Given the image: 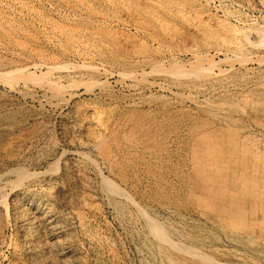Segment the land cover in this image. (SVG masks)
Instances as JSON below:
<instances>
[{
	"label": "rangeland",
	"instance_id": "374dc122",
	"mask_svg": "<svg viewBox=\"0 0 264 264\" xmlns=\"http://www.w3.org/2000/svg\"><path fill=\"white\" fill-rule=\"evenodd\" d=\"M0 264H264V0H0Z\"/></svg>",
	"mask_w": 264,
	"mask_h": 264
},
{
	"label": "bare ground",
	"instance_id": "6f19581e",
	"mask_svg": "<svg viewBox=\"0 0 264 264\" xmlns=\"http://www.w3.org/2000/svg\"><path fill=\"white\" fill-rule=\"evenodd\" d=\"M112 131H113V130H112ZM106 136H107V135H106ZM107 137H108V136H107ZM112 137H113V136H112ZM108 139H109V138H108ZM108 139H107V140H108ZM111 141H113V140L111 139ZM93 144H94L95 146L100 145V143H99L98 141H97V142H94ZM233 145H234V144H233ZM106 146H107V145H106ZM106 146H103V148H102L103 151H104V153H107V147H106ZM108 147H109V146H108ZM194 150H195V149H194ZM231 151H232V150H231ZM237 154H238V153H237ZM221 155H222V154H221ZM235 155H236V154H235ZM213 156H214V154H213ZM254 158H255V157H254ZM254 158H253V159H254ZM257 159H258V158H257ZM206 160H207V159H206ZM251 160H252V158H251ZM209 163H210V162H209ZM109 166H110V165H109ZM255 166H257V165H255ZM71 167H73V165H72V166L70 165V168H69V169H71ZM208 167H209V166H208ZM210 167H211V166H210ZM242 168H243V167H242ZM208 169H209V168H208ZM63 170H64V166L62 167V171H63ZM66 170H67V169H66ZM72 170H73V169H72ZM67 171H69V170H67ZM70 172H71V171H70ZM209 172H210V171H209ZM64 173H65V170H64ZM64 173H63V174H64ZM246 175H247V174H246ZM246 175H245V176H246ZM258 175H259V174H258ZM194 176H195V175H194ZM202 176H203V175H202ZM207 177H208V176H207ZM240 178H241V177H240ZM255 179H256V178H255ZM255 179H254V180H255ZM218 180H219V179H218ZM199 181H200V180H199ZM207 182H208V181H207ZM256 182H257V181H256ZM63 183H64V182H63ZM63 183H62V184H63ZM213 183H214V182H213ZM108 185H109V184H108ZM245 185H246V184H245ZM258 185H259V184H258ZM200 188H201V187H200ZM58 190H59V192H63V191L65 190V185H64V184L61 185V186L58 188ZM217 192H218V191H217ZM242 193H243V192H242ZM60 194L62 195V193H60ZM231 196H232V195H231ZM234 197H235V196H234ZM22 199H23V198H22ZM235 199H236V197H235ZM217 201H218V200H217ZM221 201H222V200H221ZM196 202H197V201H196ZM205 203H206V202H205ZM210 204H211V203H210ZM249 204H250V203H249ZM200 205H202V204H200ZM212 205H213V204H212ZM255 205H256V204H255ZM229 207H230V206H229ZM253 207H254V206H253ZM16 210H17V209H16ZM19 211H20V210H19ZM213 211H215V210H213ZM233 212H234V211H233ZM20 213H21V212H20ZM20 213H17V212L15 211V214H16V215H19ZM223 213H224V212H223ZM262 213H263V212H262ZM223 215H224V214H223ZM215 217H216V216H215ZM17 218H18V219H17ZM17 218H16V219H17L16 224H17V227H18L17 229L20 230V229H23L25 226H28L27 224H29V221H30L28 218H23V217L21 218V217H19V216H17ZM20 218H21V219H20ZM41 218H43V217H41ZM226 218H227V217H226ZM242 218H244V216H242ZM46 219H47V218H46ZM217 219H218V218H217ZM33 220H34V219H33ZM41 221H43V220H41ZM45 221H47V222H46L47 224H50V225H51V221H50V220H45ZM234 221H235V220H234ZM234 221H233V222H234ZM231 222H232V221H231ZM231 222H230V223H231ZM233 222H232V223H233ZM44 223H45V222H44ZM233 225H234V224H233ZM29 226H30V225H29ZM48 226H49V225H48ZM50 227H52V226H50ZM53 228H54V227H53ZM53 228H52V229H53ZM25 229H27V228H25ZM54 229H55V228H54ZM54 229H53V230H54ZM154 230H155V229H154ZM21 231H22V230H21ZM23 231H24V230H23ZM155 232H156V231H155ZM160 234H161V233H160ZM159 237H160V236H159ZM29 244H30V243H29ZM32 247H33V246H32ZM27 249H29V248H27ZM26 251H27V250H26ZM33 251H34V250H33ZM28 252H29V251H28ZM187 252H188V251L186 250V253H187ZM189 252H190V251H189ZM189 252H188V253H189ZM36 253H37V252H36ZM32 260H33V259H32Z\"/></svg>",
	"mask_w": 264,
	"mask_h": 264
}]
</instances>
